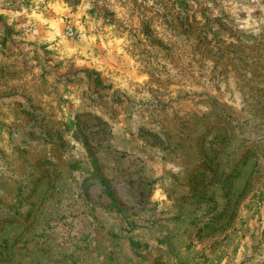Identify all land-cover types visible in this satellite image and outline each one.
I'll return each mask as SVG.
<instances>
[{
	"label": "rangeland",
	"instance_id": "obj_1",
	"mask_svg": "<svg viewBox=\"0 0 264 264\" xmlns=\"http://www.w3.org/2000/svg\"><path fill=\"white\" fill-rule=\"evenodd\" d=\"M0 264H264V0H0Z\"/></svg>",
	"mask_w": 264,
	"mask_h": 264
},
{
	"label": "trees",
	"instance_id": "obj_2",
	"mask_svg": "<svg viewBox=\"0 0 264 264\" xmlns=\"http://www.w3.org/2000/svg\"><path fill=\"white\" fill-rule=\"evenodd\" d=\"M105 190H106V194H107L108 198L110 199V201H111L112 203L115 202V198H114V196H113L112 191H111V190L109 189V187L106 186V185H105Z\"/></svg>",
	"mask_w": 264,
	"mask_h": 264
}]
</instances>
